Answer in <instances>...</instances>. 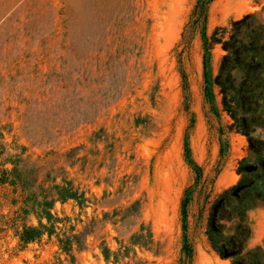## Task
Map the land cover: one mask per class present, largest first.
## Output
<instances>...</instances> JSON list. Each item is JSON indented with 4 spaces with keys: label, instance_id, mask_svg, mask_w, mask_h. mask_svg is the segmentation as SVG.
Wrapping results in <instances>:
<instances>
[{
    "label": "rangeland",
    "instance_id": "374dc122",
    "mask_svg": "<svg viewBox=\"0 0 264 264\" xmlns=\"http://www.w3.org/2000/svg\"><path fill=\"white\" fill-rule=\"evenodd\" d=\"M246 15L264 0H0V264H231L207 228L242 179L217 223L247 203L264 264V96L218 77Z\"/></svg>",
    "mask_w": 264,
    "mask_h": 264
},
{
    "label": "trees",
    "instance_id": "16d2710c",
    "mask_svg": "<svg viewBox=\"0 0 264 264\" xmlns=\"http://www.w3.org/2000/svg\"><path fill=\"white\" fill-rule=\"evenodd\" d=\"M252 17V15H246L241 20L236 21L234 24L236 25V36H232L230 41L223 43V48L229 53L222 58L218 77L222 76L224 69L227 67V63L229 64L231 60H236V65L231 63L229 70L236 67V69L243 71L244 75L250 79L247 92L252 95L256 90L260 89L262 90L261 95L264 96V79L262 78V75H264V24L254 21L248 23V19ZM242 27H248V32L242 33ZM250 74H255L256 77L254 81L251 79L254 76ZM239 123L242 126L241 131L249 135L251 129L248 121L243 118ZM250 186V183L242 179L238 184L224 190L214 202L208 222L207 235L212 246L221 257L231 258V264H261L258 253L262 255L263 251L260 247L249 250L246 254L242 253L246 239L250 234L246 212L249 207L247 203H244L240 211L241 221L238 222L235 236H232L233 238L227 241L226 239L223 240L221 238L222 227L217 223L219 213L222 207L227 205L228 199L233 198L242 203L245 191L248 190ZM251 254L253 255V260L250 261L248 257H250L249 255Z\"/></svg>",
    "mask_w": 264,
    "mask_h": 264
}]
</instances>
